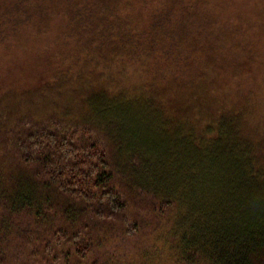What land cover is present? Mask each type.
Masks as SVG:
<instances>
[{
    "label": "trees",
    "instance_id": "obj_1",
    "mask_svg": "<svg viewBox=\"0 0 264 264\" xmlns=\"http://www.w3.org/2000/svg\"><path fill=\"white\" fill-rule=\"evenodd\" d=\"M50 2L59 5L41 28L53 32L55 48L42 51L49 70L38 86L0 95V252L49 222L48 255L68 246L66 257L85 260L92 235L130 236L150 216L173 223L185 263L264 264V86L230 101L240 66L264 58L263 26L251 32L252 22L204 0H158L152 10L146 0ZM114 99L175 128L173 154L186 164H173V184L157 177L156 158L129 148Z\"/></svg>",
    "mask_w": 264,
    "mask_h": 264
},
{
    "label": "rangeland",
    "instance_id": "obj_2",
    "mask_svg": "<svg viewBox=\"0 0 264 264\" xmlns=\"http://www.w3.org/2000/svg\"><path fill=\"white\" fill-rule=\"evenodd\" d=\"M24 1L29 0L19 3L18 0H0V95L9 89L23 90L38 86L39 81L36 75L46 74L49 70L44 60L47 57L45 56L47 51L45 53L42 51L55 48L50 43L53 32L45 34L41 28L56 21V19L53 20L56 13L54 7L59 4L52 3L51 0H30L32 2L30 6L20 12L18 9L24 8ZM146 1L148 10H152L151 8L156 6L158 0ZM204 1L207 5L215 7L216 12L221 16L234 19L238 25L245 24L246 21L252 22L251 32L255 30L254 26L257 24L264 29V0ZM18 13H22V16L16 15ZM40 18L43 20L42 23L39 22ZM7 21L14 22L15 35L20 36L21 39L17 44L8 38L12 29L6 27ZM34 35H37V38L31 43L30 39L34 38ZM262 38L263 42L260 45L264 50V37ZM38 52L41 54L40 58L35 57ZM31 53L34 57H31ZM259 57L260 53L256 62L248 61L240 66L243 81L238 91L232 90L231 102H240L245 98V91L253 88L255 84L264 86V58L262 62H259ZM130 79L133 83L141 82V78L136 73ZM122 103L124 102L114 99L111 102V113L122 115L123 117L119 120L125 125L122 132L134 136V142L129 148L134 146L132 149L137 150L138 154L156 158L157 177L160 178V172L163 171L165 174L161 176L163 184H173L178 176L172 170L173 164L177 163L180 168L181 164H186L185 160L180 162L182 158L177 160L178 158L173 154L175 128L171 125L160 126L163 117H160L159 113L152 108L135 110ZM125 109H128V112ZM99 139L105 145L102 136ZM120 145L125 147V143ZM118 159L122 166L123 158L118 156ZM182 171L185 178L187 174L185 168H182ZM115 180L118 185L119 176H116ZM23 218L25 219L21 216L19 221ZM149 219H151L150 216L146 223H138L136 231L130 236H123L115 232L113 228L105 235L95 233L91 237L93 250L85 260L66 257L64 251L67 249L71 251L68 246L60 247L54 254L48 255L46 244H54L51 231L52 226L55 225L49 222L38 227L40 234L36 236H23L17 239L10 237L0 256L4 259L3 264H45L47 261L52 264L53 256L58 259V264H68V261L69 264H189L178 255L182 246L177 241V230L173 232L175 228L173 223H160L161 221Z\"/></svg>",
    "mask_w": 264,
    "mask_h": 264
}]
</instances>
